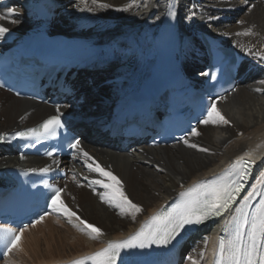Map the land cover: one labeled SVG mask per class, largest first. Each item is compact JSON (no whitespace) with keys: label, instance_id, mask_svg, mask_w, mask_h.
I'll return each instance as SVG.
<instances>
[{"label":"bare ground","instance_id":"6f19581e","mask_svg":"<svg viewBox=\"0 0 264 264\" xmlns=\"http://www.w3.org/2000/svg\"><path fill=\"white\" fill-rule=\"evenodd\" d=\"M6 1L9 4L2 9ZM32 1L0 0V13L14 8L17 14L12 19L18 21L0 20V25L9 29L3 38L15 41L36 26L27 17V7ZM58 1L66 6L62 19L53 24L56 32L89 40L98 47H116L118 57L128 60L121 66L112 65L109 69L90 72L87 75L90 81L80 82L82 93H88L92 99L78 113L103 121L117 103L139 94L148 82L157 56L153 41L162 31L172 0H97L95 4L92 0ZM102 4L110 7H101ZM178 7L189 57L200 54L202 47L198 38L204 31L223 43L237 46L248 57L243 79L236 90L216 103L230 123L198 124L199 135L190 134L186 138L198 148H191L182 141L172 146L140 145L128 152L102 147L100 136L91 134L89 129V135L81 143L92 157L88 163L92 167L99 164L117 177L129 199L141 205L143 211L133 220L130 214L122 216L118 209L101 201L97 193L105 189L100 184L92 187L89 184L98 179L110 180L91 171L82 154L77 157L78 162L70 164L69 168L76 171V176L66 183L58 201L62 200L82 219L101 228L103 235L92 239L74 227L78 223L75 217L70 223L62 214L52 213L27 227L18 241L19 248L13 249L0 264H54L82 256L103 247L109 240L137 230L146 218L183 189L229 169L238 157L264 163V83H261L264 81V59L257 55L264 53V0H179ZM246 28H252L255 35H237ZM245 49H251L253 54ZM191 68L196 70L195 73L200 72L197 63ZM249 68L252 69L250 73ZM53 113L54 110L44 103L17 98L0 89V133L32 127ZM200 148L209 151L203 152ZM58 166L64 168L66 162L57 158L20 156L0 146V170L38 171ZM221 223L222 220L211 225L209 232H203L192 245L185 246L180 264H192L189 256L206 264L211 256L210 234L219 229Z\"/></svg>","mask_w":264,"mask_h":264},{"label":"snow or ice","instance_id":"6c2138e0","mask_svg":"<svg viewBox=\"0 0 264 264\" xmlns=\"http://www.w3.org/2000/svg\"><path fill=\"white\" fill-rule=\"evenodd\" d=\"M92 2L95 4L97 0H92ZM100 6L110 7L106 4ZM127 7H131V5ZM16 14V9L7 8L6 12L0 13V20L7 19L11 23H17V20L12 19ZM240 23H243V21H240ZM8 31V28L0 25V37H3ZM237 35L249 36L255 35V33L252 28H246L243 32L237 33ZM245 50L249 54H253L251 49ZM257 55L264 59V53H257ZM261 83H264V81H261ZM257 91H262V89H257ZM56 112V115L49 116L37 127L17 132L16 136L39 138L46 135H56L57 129L62 127V114L60 113L59 105L56 108ZM23 119L21 117V120ZM200 123L216 125L230 122L216 107V103L212 102L207 109L205 118ZM191 134L199 135V132L193 127ZM184 143L191 148L199 147L196 144H190L187 139L184 140ZM80 145V140L75 139L69 146L83 154L84 162L91 171L98 172L101 176L108 177L110 180V182H105L103 179L94 180L89 184V187L94 184H100L105 189L104 192L97 193L101 201L110 207L118 209L120 215L130 214L132 219L135 220L136 215L143 211L142 206L129 199L123 190L122 182L111 172L105 171L99 164L92 167L88 163L89 160H92V157ZM199 150L203 152L209 151L207 148H200ZM249 154L245 153V155ZM48 155L51 156L52 153L49 152ZM252 163V161H245L238 157L237 161L229 169L223 170L213 179L194 182L187 189L181 191L179 193L180 199L174 207L168 210L159 209L154 211L137 230L127 237L109 240L105 246L72 260L70 264H116L117 257L122 250L144 249L153 244L169 245L181 235L187 226L200 225L213 216L223 217L225 213L237 204V197L240 196L244 187L241 181L248 177ZM29 171H37V169H30ZM38 171L48 172L50 168L45 167ZM233 175H235V179L232 178ZM47 186L53 189L51 200L47 205L51 212L62 214L70 223L73 222V217H75L78 223H75L74 227L87 233L92 239H98L103 235L101 228L82 219L62 200L58 201L63 189L52 185ZM258 196L260 199L253 206L252 202ZM46 215H49V212L39 216L33 224L42 221ZM224 223L225 225H233V230L227 238L224 236L218 237L217 246L214 250V264H264V180H260L257 185H253L252 190L239 201L230 219H225ZM27 227L25 225L19 231L13 228L0 227V241H3L6 249L4 255L7 256L13 249L19 248L18 241ZM224 230L227 231V228ZM200 255L203 256L204 253L201 252ZM188 259L192 264H200V261L192 256H189Z\"/></svg>","mask_w":264,"mask_h":264},{"label":"rangeland","instance_id":"374dc122","mask_svg":"<svg viewBox=\"0 0 264 264\" xmlns=\"http://www.w3.org/2000/svg\"><path fill=\"white\" fill-rule=\"evenodd\" d=\"M69 183V182H68Z\"/></svg>","mask_w":264,"mask_h":264}]
</instances>
